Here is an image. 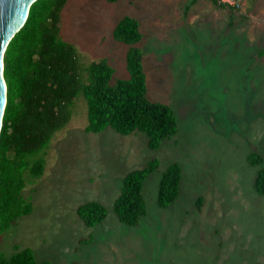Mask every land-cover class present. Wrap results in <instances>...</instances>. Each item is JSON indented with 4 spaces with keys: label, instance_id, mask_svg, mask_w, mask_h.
Returning a JSON list of instances; mask_svg holds the SVG:
<instances>
[{
    "label": "rangeland",
    "instance_id": "obj_1",
    "mask_svg": "<svg viewBox=\"0 0 264 264\" xmlns=\"http://www.w3.org/2000/svg\"><path fill=\"white\" fill-rule=\"evenodd\" d=\"M125 16L141 23L134 46L144 52L148 95L175 110L177 134L151 149L141 131L88 132L79 97L50 141L44 174L23 190L31 213L0 235V254L19 245L50 264H264L261 165L248 160L254 152L264 158V0L235 9L211 0H69L61 35L84 65L107 58L116 77L128 79L131 46L113 36ZM155 158L147 214L138 225L122 223L114 202L123 177ZM173 162L183 169L181 194L162 208L159 182ZM93 200L108 213L88 227L77 209Z\"/></svg>",
    "mask_w": 264,
    "mask_h": 264
},
{
    "label": "trees",
    "instance_id": "obj_2",
    "mask_svg": "<svg viewBox=\"0 0 264 264\" xmlns=\"http://www.w3.org/2000/svg\"><path fill=\"white\" fill-rule=\"evenodd\" d=\"M68 1H34L26 23L5 50L4 77L8 89L0 134V235L19 217L31 213L33 203L23 196V190L29 181L44 174L50 141L71 120L72 106L79 97L87 103L88 132L99 133L107 127L123 135L141 131L147 135L151 149L160 148L178 132L175 110L148 95L144 52L134 46L143 38L140 21L125 16L114 28V39L131 46L127 55L131 76L117 78L107 58L84 65L76 46L62 37V11ZM248 160L252 166L261 165L255 189L264 196V158L254 152ZM159 165L155 158L123 177L114 202L122 223L138 225L147 214L144 187L149 173ZM182 178L183 169L178 162L162 173L160 207L166 208L178 200ZM203 200L201 196L199 207ZM77 213L86 226L94 227L106 218L108 210L93 200L81 204ZM15 249L9 257L0 254V264H50L48 260H37L30 247L20 249L15 245Z\"/></svg>",
    "mask_w": 264,
    "mask_h": 264
},
{
    "label": "water",
    "instance_id": "obj_3",
    "mask_svg": "<svg viewBox=\"0 0 264 264\" xmlns=\"http://www.w3.org/2000/svg\"><path fill=\"white\" fill-rule=\"evenodd\" d=\"M36 0H0V134L7 105V83L4 77V54L16 32L26 23Z\"/></svg>",
    "mask_w": 264,
    "mask_h": 264
},
{
    "label": "built area",
    "instance_id": "obj_4",
    "mask_svg": "<svg viewBox=\"0 0 264 264\" xmlns=\"http://www.w3.org/2000/svg\"><path fill=\"white\" fill-rule=\"evenodd\" d=\"M219 5L226 6L229 8H239L242 0H216Z\"/></svg>",
    "mask_w": 264,
    "mask_h": 264
}]
</instances>
